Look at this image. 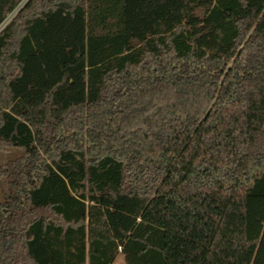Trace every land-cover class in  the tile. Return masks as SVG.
I'll use <instances>...</instances> for the list:
<instances>
[{
    "label": "trees",
    "instance_id": "16d2710c",
    "mask_svg": "<svg viewBox=\"0 0 264 264\" xmlns=\"http://www.w3.org/2000/svg\"><path fill=\"white\" fill-rule=\"evenodd\" d=\"M0 0V264H264V0Z\"/></svg>",
    "mask_w": 264,
    "mask_h": 264
},
{
    "label": "rangeland",
    "instance_id": "374dc122",
    "mask_svg": "<svg viewBox=\"0 0 264 264\" xmlns=\"http://www.w3.org/2000/svg\"><path fill=\"white\" fill-rule=\"evenodd\" d=\"M20 155H21V152L17 149L1 150L0 151V165H3L9 159L18 157ZM8 192H9L8 188L4 184L0 183V200H2ZM112 264H124L122 256L117 255Z\"/></svg>",
    "mask_w": 264,
    "mask_h": 264
},
{
    "label": "built area",
    "instance_id": "2783aa9c",
    "mask_svg": "<svg viewBox=\"0 0 264 264\" xmlns=\"http://www.w3.org/2000/svg\"><path fill=\"white\" fill-rule=\"evenodd\" d=\"M28 0H23L19 7L23 6Z\"/></svg>",
    "mask_w": 264,
    "mask_h": 264
}]
</instances>
